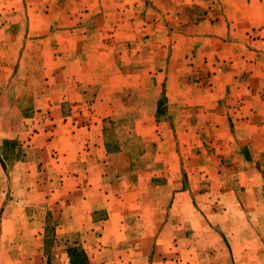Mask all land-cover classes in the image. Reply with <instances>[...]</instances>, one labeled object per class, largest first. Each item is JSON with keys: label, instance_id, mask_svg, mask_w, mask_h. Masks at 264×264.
Returning <instances> with one entry per match:
<instances>
[{"label": "rangeland", "instance_id": "1", "mask_svg": "<svg viewBox=\"0 0 264 264\" xmlns=\"http://www.w3.org/2000/svg\"><path fill=\"white\" fill-rule=\"evenodd\" d=\"M73 3H0V264H264L261 34L179 54L170 32L207 16L188 8L132 18L128 54H64L48 21L95 28Z\"/></svg>", "mask_w": 264, "mask_h": 264}, {"label": "crops", "instance_id": "2", "mask_svg": "<svg viewBox=\"0 0 264 264\" xmlns=\"http://www.w3.org/2000/svg\"><path fill=\"white\" fill-rule=\"evenodd\" d=\"M20 1L22 0H0V3H19ZM112 1L78 0V3H73L80 10L89 9L94 11V9H98L95 11L96 16L90 18V21L94 22L93 27L95 28H90L91 31L85 28L81 33L75 32L73 36L71 31L65 30L66 26L60 24V20L63 18L61 16L62 12L68 9V3H63L60 16L48 21V26L55 24L60 29H63L61 33H64V35L58 41V45L62 48L61 52H64V54L68 52L73 55L79 54L80 49L83 50L82 46L89 43L88 45L92 49V54H106L108 57L114 56L120 51H122V55L126 52L128 54V49H130L128 45L131 37L127 29L131 25L132 18L137 19L144 16V19L148 20L151 16H158L161 22L165 19L168 25H175L176 28H180L186 22L188 8L201 11L206 10L207 16L198 22L196 26L194 25L192 29L188 27L186 31H190L188 34L185 33L184 36L182 35L183 33L173 35V31L170 32V39L174 41H178V39L186 41L184 49L177 42H172L174 52L184 55L194 49L195 46L201 44V41H204L208 44V47L205 49L206 55L214 57L215 54H222L223 41H227L228 38L236 39L234 35L240 34V32H243L244 35L246 33L250 35L254 29H256V33L261 35L254 38L255 40L252 42V45L254 46L255 44L257 49L264 48V0H118L121 3H112ZM45 2L46 0H26V3ZM118 7H120V11L116 10ZM149 9H151V12H149ZM149 14L152 15L149 17ZM211 14L214 15V18L210 16ZM115 15L118 16L116 17ZM41 20L42 22L36 16L31 17L27 25L26 40L32 37V39L28 40V44L31 41L36 44L41 43L44 46L42 54H46V40H50V35L46 37V15ZM79 21L81 22L78 19L74 23L75 27ZM104 22L107 23V29L102 28V23ZM117 24H120L122 29H120V26L114 29ZM54 29L52 30L54 31ZM103 30H111L112 32L104 35ZM119 46H121V50L118 49ZM94 47H96V50H93ZM116 49L118 50L116 51ZM100 50H103V52H100ZM259 51L258 53H261ZM83 54L86 55L89 52L86 51ZM89 65L90 63L88 62H82L84 70L92 71L93 67ZM45 67L42 69L43 72L46 71Z\"/></svg>", "mask_w": 264, "mask_h": 264}]
</instances>
